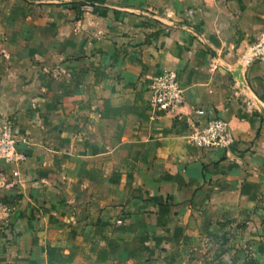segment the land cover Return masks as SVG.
<instances>
[{"label": "crops", "instance_id": "1", "mask_svg": "<svg viewBox=\"0 0 264 264\" xmlns=\"http://www.w3.org/2000/svg\"><path fill=\"white\" fill-rule=\"evenodd\" d=\"M167 69L185 106L157 116L149 85ZM215 116L233 146L192 145ZM5 126L24 159H0V203L46 220L99 192L121 246L214 235L233 244L210 264H264V0H0ZM20 225L34 220L0 225V264L18 262Z\"/></svg>", "mask_w": 264, "mask_h": 264}, {"label": "rangeland", "instance_id": "2", "mask_svg": "<svg viewBox=\"0 0 264 264\" xmlns=\"http://www.w3.org/2000/svg\"><path fill=\"white\" fill-rule=\"evenodd\" d=\"M80 193L79 211L76 209L73 213L74 209L68 205L46 220L24 213L18 199L9 200L8 206L0 203L5 206V209L0 208V225L9 220L22 224L28 219L34 220V229L26 228L25 231L20 225L16 230L20 256L16 264H210L211 258L233 244L230 239L226 242L209 235L201 242H192L193 238L188 237L178 253H170L166 247L152 254L148 250L121 246L124 235L119 228L121 209L109 207L99 192H96L94 203L86 192ZM90 204H95V211L88 212ZM45 224L47 229L43 230ZM4 237H8L6 231L0 233V238Z\"/></svg>", "mask_w": 264, "mask_h": 264}, {"label": "built area", "instance_id": "3", "mask_svg": "<svg viewBox=\"0 0 264 264\" xmlns=\"http://www.w3.org/2000/svg\"><path fill=\"white\" fill-rule=\"evenodd\" d=\"M150 103L157 116L178 115L185 106V94L177 71L167 69L151 79L149 85ZM191 144L205 150L231 148L235 142L230 123L219 116L209 118L205 123L194 125L190 135ZM15 130L8 127L0 129V159L9 163L23 160L18 150ZM0 208L5 209L4 205ZM4 211V210H3Z\"/></svg>", "mask_w": 264, "mask_h": 264}]
</instances>
